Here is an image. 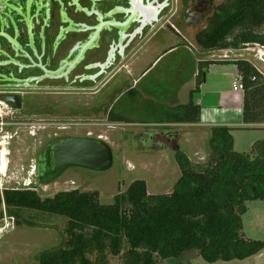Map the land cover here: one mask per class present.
<instances>
[{
    "label": "trees",
    "instance_id": "1",
    "mask_svg": "<svg viewBox=\"0 0 264 264\" xmlns=\"http://www.w3.org/2000/svg\"><path fill=\"white\" fill-rule=\"evenodd\" d=\"M203 51L241 49L264 44V0H223L213 7L206 27L195 34ZM200 62L194 89L185 104L151 108L144 123L197 124L201 107L193 95L205 80L209 64ZM221 63V62H220ZM243 85L242 125H213L207 139L208 158L193 162L183 150L174 153L180 176L168 194H149L143 180L132 181L113 203L100 202L98 191L71 189L41 197L34 187L0 190V206L16 225H62L58 246L41 251L39 264H162L195 253L207 262L245 259L264 250V241L243 234L246 203L264 200V139L249 153L233 148L235 128L264 129V73L237 59ZM131 93V90L126 95ZM111 122L136 121L108 113Z\"/></svg>",
    "mask_w": 264,
    "mask_h": 264
},
{
    "label": "rangeland",
    "instance_id": "2",
    "mask_svg": "<svg viewBox=\"0 0 264 264\" xmlns=\"http://www.w3.org/2000/svg\"><path fill=\"white\" fill-rule=\"evenodd\" d=\"M178 1V0H177ZM193 2L194 0H190ZM211 8L215 7L223 0H209ZM175 3V0H174ZM174 10L167 16V20L176 22L182 34L188 38L195 39V34L204 29L208 23L212 9L205 14L201 23L199 19L190 17L188 14V25L180 24L178 15L172 16ZM196 47H199L196 44ZM213 57L210 60H253L252 52L244 49H232L221 52L213 50ZM211 54V55H212ZM249 56V57H248ZM180 58V57H179ZM177 58V59H179ZM170 59L163 60L144 80L143 85H149L154 76H165L166 65ZM264 73V66L259 67ZM170 70V69H167ZM218 73L213 74V82L227 80L224 78L223 69L220 67ZM231 71V69H230ZM109 73L105 81L108 87L104 92L96 96L98 87L92 90L90 95L91 113L81 116L78 113L80 104V94L72 96L76 102L68 103L67 98L60 97L59 113L57 120L59 129L56 131L57 138L64 136H105V140L113 149L114 162L110 170L105 172H95L82 168H71L55 182L42 185L37 182L35 174V164L37 154L41 151V146L52 136L51 124L44 129L33 128L36 135H30L24 126H20L13 139L3 138L0 146V162L3 151L5 156V166L0 168V190L7 187H34L41 197L52 196L59 191L79 189L81 191H98L100 202L103 204L113 203L114 195L126 190L128 185L134 180H143L146 183L149 194H168L180 176L179 165L174 157L173 144L170 137L176 138L174 145H179V150H183L193 162L205 161L208 158L207 139L209 131L196 133L191 137L183 135L181 144L174 134L179 129L178 126L169 128L141 126L130 124H116L108 117L109 110L118 113L126 119L137 121L145 116L144 112L138 108V98L133 95H124L115 101V97L127 87L130 82L122 78L120 74L110 79L113 75ZM221 77V78H219ZM236 78V76L234 77ZM119 79V80H118ZM111 80V81H110ZM67 91V90H65ZM68 96V95H67ZM96 96V99H95ZM230 103V114L232 125H241L240 103H236L228 96ZM72 106V113H69V106ZM146 105V101H144ZM94 106L99 113L94 112ZM108 108V111L106 112ZM101 110V111H100ZM216 107L207 112L217 113L218 118L222 117L226 110ZM219 111V112H218ZM1 114L3 112L0 110ZM54 130V129H53ZM156 132H160V135ZM179 132V131H178ZM233 148L236 152L250 153L252 144L264 139V129L235 128L232 130ZM55 136V135H54ZM31 171L34 175L30 176ZM26 177V178H25ZM29 181L27 184L26 182ZM247 211L243 215V234L254 240L264 241V200H253L246 203ZM10 222L8 226H5ZM31 227L28 225H16L5 213L4 206H0V264H39L37 256L41 251L54 248L60 243L62 225L56 227ZM162 264H264V250L247 257L245 259H234L230 261L207 262L195 253L186 254L178 259H167ZM108 264H122L120 256H109Z\"/></svg>",
    "mask_w": 264,
    "mask_h": 264
},
{
    "label": "flooded vegetation",
    "instance_id": "3",
    "mask_svg": "<svg viewBox=\"0 0 264 264\" xmlns=\"http://www.w3.org/2000/svg\"><path fill=\"white\" fill-rule=\"evenodd\" d=\"M173 9L185 26L188 14L201 23L213 10L209 0H0V146L21 125L31 136L33 128L53 125L41 150L55 141L58 101L76 102V91L79 115L90 114L92 90L98 87L94 93L101 95L107 75L115 72L112 80L128 67L141 36L158 24L180 31L167 20ZM169 141L174 147L176 138Z\"/></svg>",
    "mask_w": 264,
    "mask_h": 264
},
{
    "label": "crops",
    "instance_id": "4",
    "mask_svg": "<svg viewBox=\"0 0 264 264\" xmlns=\"http://www.w3.org/2000/svg\"><path fill=\"white\" fill-rule=\"evenodd\" d=\"M161 29L162 31L158 32ZM231 50L232 49H221L219 53ZM213 52V50L203 51L200 48L198 49L195 39L188 38V36L185 34L183 35L181 31L172 32L162 27V24H158L150 33L140 37L137 48L129 54V60L127 61L128 67L125 68L124 71L118 72V74L122 75V78H119L120 80L129 78L131 89L125 87L122 92L115 97V100L123 97L131 90V93L128 95H133L138 98L137 106L141 110L144 108V101H146V105L153 109L157 107H174L178 104H185L189 100L190 90L195 87L200 62L211 61L210 59L213 57ZM167 58L170 60L166 65L165 76L161 74L159 76L156 75L151 79L149 85H143V80L150 73L155 71L157 66ZM214 61H219V63L208 65L205 80L200 85L199 91L193 95L194 103L199 104L201 107V120L199 123L162 124L156 123L155 121L152 123H144L141 120H137L133 124L151 126L154 128L178 126L179 129L176 130L174 135L178 137L180 144L183 135L193 137L196 133H203L205 129L209 131V127L213 125L241 126L242 123L241 125H232L233 121L230 114V103L226 100L228 96L232 101L240 103V108H242V91L234 90L232 87L233 81H237L239 78L237 67L230 63L231 60L228 59ZM220 67L223 69L221 74H223L224 78H227V80L218 79V82L214 83L212 76L214 73H218ZM114 73L115 72H113L112 75H114ZM235 76L236 78H234ZM214 107L220 110H226L227 112L220 118H218L217 113H211V115L205 113L209 108L213 110ZM113 123L127 124L118 122ZM156 133L160 135V132ZM101 137L108 140L105 136Z\"/></svg>",
    "mask_w": 264,
    "mask_h": 264
},
{
    "label": "water",
    "instance_id": "5",
    "mask_svg": "<svg viewBox=\"0 0 264 264\" xmlns=\"http://www.w3.org/2000/svg\"><path fill=\"white\" fill-rule=\"evenodd\" d=\"M174 152L179 145L173 147ZM114 152L100 137L64 136L49 141L37 155L36 179L46 185L57 181L67 170L82 168L105 172L112 168Z\"/></svg>",
    "mask_w": 264,
    "mask_h": 264
},
{
    "label": "built area",
    "instance_id": "6",
    "mask_svg": "<svg viewBox=\"0 0 264 264\" xmlns=\"http://www.w3.org/2000/svg\"><path fill=\"white\" fill-rule=\"evenodd\" d=\"M242 49H244V51L250 50L253 53L251 56L253 60L250 59H246V60H248L258 71L261 72L259 67L264 66V44H246ZM232 87L234 90L243 92V85L240 77L238 78L237 81H233ZM9 223L10 222H7L5 226H8Z\"/></svg>",
    "mask_w": 264,
    "mask_h": 264
},
{
    "label": "bare ground",
    "instance_id": "7",
    "mask_svg": "<svg viewBox=\"0 0 264 264\" xmlns=\"http://www.w3.org/2000/svg\"><path fill=\"white\" fill-rule=\"evenodd\" d=\"M6 154H7V152L5 153V152L3 151V154H2V156H1L2 161L0 162V168H1L2 166H5V164H6V162H5V156H6ZM32 175H34V171H31L30 176H32ZM25 178H26V177H25ZM27 181H28V182H26V183L28 184L30 180L27 179ZM2 230H3V229H2ZM2 230H0V233L2 232Z\"/></svg>",
    "mask_w": 264,
    "mask_h": 264
}]
</instances>
